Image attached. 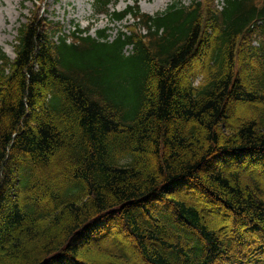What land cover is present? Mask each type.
Instances as JSON below:
<instances>
[{"label":"trees","instance_id":"1","mask_svg":"<svg viewBox=\"0 0 264 264\" xmlns=\"http://www.w3.org/2000/svg\"><path fill=\"white\" fill-rule=\"evenodd\" d=\"M118 1L94 0V14L132 15L146 35L106 29L69 43L34 19L18 30L14 60L0 50V264L57 253L96 264L87 245L112 224L147 264H238L235 241L255 244L240 264H264V0L175 1L155 17L110 13ZM249 166L261 181H244ZM51 168L56 187L40 189ZM38 197L52 209L40 213ZM210 197L242 219L234 235L205 219L216 213ZM246 228L261 239L248 243ZM111 252L108 264H132Z\"/></svg>","mask_w":264,"mask_h":264},{"label":"rangeland","instance_id":"2","mask_svg":"<svg viewBox=\"0 0 264 264\" xmlns=\"http://www.w3.org/2000/svg\"><path fill=\"white\" fill-rule=\"evenodd\" d=\"M40 1H42L40 12L37 13L36 15L35 7H37V4ZM137 1H138V5L141 8L142 13H147L149 15L154 16L165 12L167 7L170 4H172L175 0H137ZM181 1L183 4L186 5L190 4V0H181ZM202 1L206 2L205 3L206 9L207 8L209 9L211 7L209 6L210 0H202ZM130 5H134L132 0H120L118 4H116L115 6L114 5L110 6L109 10L123 11ZM221 7H223V2H221V5L218 6V9L221 10ZM36 16L37 18H35ZM45 18L51 21L53 24H56L57 27L61 29L62 32L66 35H69L71 32H74L79 26L83 30L89 29L90 35L95 37L97 30L100 31L106 27H110L111 29L110 33L112 35V39L117 36L118 31L122 30L126 32V27H129L130 24H132L130 18L128 19V21L120 25V24H112L105 15L96 16L94 14L93 0H0V50L3 53H5L10 59L14 60L16 58L15 55L16 38L18 36V30L20 29V27L23 24L29 23L31 20L34 19L43 20ZM256 42L257 41H254V44ZM129 51L127 54H129ZM201 64L200 62L196 64L198 72L196 79H194L195 80L194 85H199L204 78L203 74L205 73L203 72V70L199 69V67H201ZM200 72H202V75H200ZM237 110L239 111L240 119H244V118L249 119L254 111L253 107L249 105H244L238 108ZM152 165H153L152 163L149 164V166L151 167ZM232 166H233V162L230 161V167H228V169L233 168ZM240 167L241 166H238L239 170H241ZM241 168L243 169V167ZM260 169L261 168L258 166L254 168L253 166L247 167V169H245L246 171H244L245 172L243 176L244 181L250 184V182H254L256 179L260 180L259 179L261 175ZM233 170L235 169H231V171ZM39 175L41 176V179L39 180L40 189L52 188V190H54V187H56L55 183L57 181L58 176L57 174L53 176L52 168L49 170L45 169V171L39 173ZM32 199L33 196L29 198V196L23 195L20 192L17 193V199H16L17 202H20L25 206H30L32 203H34ZM209 199L214 203L216 207V213L215 212L211 213L210 215L206 216L205 219L210 220L211 224L219 225L218 228L227 226V229L225 230L227 232V235L228 234L234 235L236 231L234 229V226L232 225L233 224L232 221L235 219V222L237 221L238 222L237 224L241 225V222H243L242 219L238 218L237 216L236 218L232 216L229 212L224 210L220 202L212 199L211 197ZM37 200L38 203L36 204V208L40 213H44L52 209L53 206L49 203V201L46 198L38 197ZM202 201L194 198L193 201L192 200L190 201V203H193L199 210H202L203 209ZM216 215L217 218H215ZM220 218H223V220H221ZM106 224L109 225V223ZM230 225H232L233 227H231ZM104 227L107 228L108 226L104 224ZM112 227L113 228L111 229V231L106 230V233L108 234L102 232L100 239H97L96 242H92L90 246L87 245L88 246L87 249H89V253L91 255V259H89V261L93 260L96 264H106L108 261L116 262V260L112 259V257L110 258L108 255L112 253L111 251H113V253H117L121 249H124V252H126L127 255L130 256V260L132 261V264H147L143 260L141 253L139 252V247L136 241L133 239L132 235L129 234L125 228L121 227L118 224H112ZM247 229L249 231H252V228H246V230L241 231L239 233L243 234L242 238L243 239L246 238L245 240H247L248 243H251L256 239H261L259 235L253 234V232L252 233L249 232L250 234H244L248 232ZM237 235H239L238 232ZM244 235H247V237H245ZM116 239L117 240L123 239L124 241L123 245L122 243L116 241ZM238 245H239L238 242L235 241L233 245L234 250L236 252L237 249L241 251L240 254H238L239 256L238 260L242 262H246L248 258L252 256V251H253L252 248L255 247L254 246L255 244L252 245L245 244L244 245L245 248H241ZM233 258H229V259L231 260ZM56 263L83 264L81 260L78 261L75 259L69 260L68 263L66 262L63 263V261L61 260H59Z\"/></svg>","mask_w":264,"mask_h":264},{"label":"bare ground","instance_id":"3","mask_svg":"<svg viewBox=\"0 0 264 264\" xmlns=\"http://www.w3.org/2000/svg\"><path fill=\"white\" fill-rule=\"evenodd\" d=\"M52 253H54V252H52ZM48 257H49V255L45 256V257L43 258V260H42L43 263H42V261H41L39 264H41V263L44 264V263H45V260H46ZM56 262H57V261H56ZM49 264H52V262H51V263L49 262Z\"/></svg>","mask_w":264,"mask_h":264}]
</instances>
